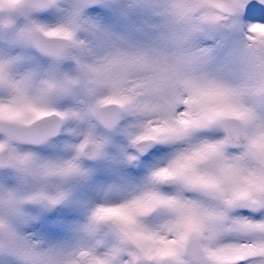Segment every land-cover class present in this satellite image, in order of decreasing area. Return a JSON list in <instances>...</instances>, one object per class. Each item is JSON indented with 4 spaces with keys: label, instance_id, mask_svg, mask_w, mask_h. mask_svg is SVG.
Instances as JSON below:
<instances>
[{
    "label": "snow or ice",
    "instance_id": "1",
    "mask_svg": "<svg viewBox=\"0 0 264 264\" xmlns=\"http://www.w3.org/2000/svg\"><path fill=\"white\" fill-rule=\"evenodd\" d=\"M0 264H264V0H0Z\"/></svg>",
    "mask_w": 264,
    "mask_h": 264
}]
</instances>
